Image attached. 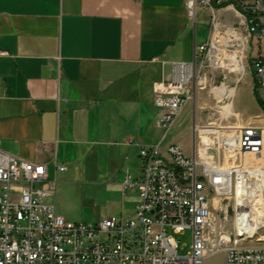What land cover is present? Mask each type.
Returning a JSON list of instances; mask_svg holds the SVG:
<instances>
[{"label":"built area","instance_id":"obj_1","mask_svg":"<svg viewBox=\"0 0 264 264\" xmlns=\"http://www.w3.org/2000/svg\"><path fill=\"white\" fill-rule=\"evenodd\" d=\"M183 1L194 20L199 8L208 11L210 31L193 61L174 62L173 78L156 86V124L164 138L197 89H206L209 78L212 91L219 87L218 73L226 79L252 71L264 103V0ZM193 129L190 155L179 144L164 150L135 140L142 177L126 172L123 182L125 192H138L135 213L95 223L57 213L48 201L57 181L46 163L0 147V264H204L218 251L230 264H264V126L210 134L194 123ZM188 231L190 251L182 255L177 236Z\"/></svg>","mask_w":264,"mask_h":264},{"label":"crops","instance_id":"obj_2","mask_svg":"<svg viewBox=\"0 0 264 264\" xmlns=\"http://www.w3.org/2000/svg\"><path fill=\"white\" fill-rule=\"evenodd\" d=\"M200 11L194 20L183 0H0L1 149L46 163L53 200L75 183L115 186L130 202L120 219L132 217L139 195L123 182L142 177L134 142L170 145L156 86L207 42ZM251 89L263 121L249 124L264 126L252 77Z\"/></svg>","mask_w":264,"mask_h":264},{"label":"rangeland","instance_id":"obj_3","mask_svg":"<svg viewBox=\"0 0 264 264\" xmlns=\"http://www.w3.org/2000/svg\"><path fill=\"white\" fill-rule=\"evenodd\" d=\"M200 30L204 31L207 37L209 32L208 13L199 12ZM228 21L233 23L235 17L233 14L228 15ZM252 72V71H251ZM251 72L226 73L224 78L222 73H218L217 85L223 84L229 86L228 89L236 88L234 96L229 92L220 100L219 96L211 90L210 78L208 87L204 90L197 89L195 99L187 106L173 128L167 135L166 143L181 145L185 153L190 155L194 142V123L200 127L214 126H240L249 123H262L263 119L259 115L261 109L254 98L251 89ZM211 77V73H209ZM237 81L240 83L237 85ZM234 102V113H240L239 118L234 114H228L227 108ZM228 115H233L227 118ZM216 132L214 129H203L202 132ZM250 158V157H249ZM99 185H83L79 183L72 184L69 189L60 191L55 200L56 208L60 214L70 221L77 222H96L98 208L103 210V217L121 218L124 210L130 206L129 198L123 197L121 192L115 186L101 187V191L96 193ZM50 201V200H48ZM56 210V211H57ZM180 243V253L186 255L190 251L192 241L191 233L177 236ZM204 264H230L225 251H218L204 259Z\"/></svg>","mask_w":264,"mask_h":264},{"label":"bare ground","instance_id":"obj_4","mask_svg":"<svg viewBox=\"0 0 264 264\" xmlns=\"http://www.w3.org/2000/svg\"><path fill=\"white\" fill-rule=\"evenodd\" d=\"M228 88H229V86H227L226 84H223L220 87L214 89V92L219 96L220 100L223 99L222 97L224 95H226L228 92H229L230 96H234V93H236V88H233V89H228ZM233 104H234V102L231 104V106H229L227 108V113L228 114H234L236 116L240 115V113H238V112L234 113V105ZM221 128H223V127L222 126H218V127L214 126L213 123L208 125L207 127H203V126L200 127L201 130H203V129H214L216 132H218V130L221 131L222 130ZM216 132H209L208 131L207 133L213 134V133H216ZM203 133H205V132H203ZM254 209H256V207Z\"/></svg>","mask_w":264,"mask_h":264},{"label":"trees","instance_id":"obj_5","mask_svg":"<svg viewBox=\"0 0 264 264\" xmlns=\"http://www.w3.org/2000/svg\"><path fill=\"white\" fill-rule=\"evenodd\" d=\"M255 94L257 95V92L256 91H255ZM257 97H258V95H257ZM258 100H259V103H260L261 107L264 110V103L259 99V97H258Z\"/></svg>","mask_w":264,"mask_h":264}]
</instances>
